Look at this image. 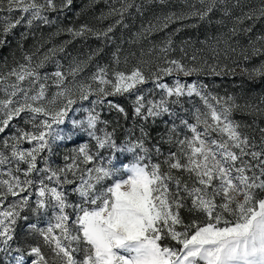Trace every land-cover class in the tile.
<instances>
[{
    "label": "snow or ice",
    "instance_id": "1",
    "mask_svg": "<svg viewBox=\"0 0 264 264\" xmlns=\"http://www.w3.org/2000/svg\"><path fill=\"white\" fill-rule=\"evenodd\" d=\"M155 2L163 5L167 0ZM105 3L108 11L99 19L113 21L106 28L97 30L81 24L59 29L55 35L65 31L73 40L92 36L110 43L114 42L112 34L118 27H130L126 20L133 17V9L137 15L144 14L145 5L137 0ZM73 4L74 0H0V12L9 13L0 23V48L17 26L31 29L37 22L50 25L54 23L50 13L60 14ZM16 12L18 16L11 15ZM193 18L226 29L225 56L237 51L233 38L244 36L249 37L247 44L237 41L243 59L264 57V34L254 39L249 36L258 22H264V0L256 7L250 0H195L186 11L156 17L157 23L149 22L147 26L142 24L132 42L177 20ZM29 34L21 33V39H27ZM71 42L65 41L43 54H39L43 47L39 45L35 52L23 54L22 63L0 72V134L16 119L32 128H20L0 145V168L9 166V178L0 179V187L4 188L0 191V205L9 195L20 198L7 210L0 208V251L10 248L17 219H28L21 217V211L29 206L30 197L21 193L35 185L38 198L32 211L52 209L54 222L50 221L46 228L37 224L30 228L51 248L53 259L46 257L39 245L30 246L29 255L36 257L32 264H264V127L259 128L257 140L248 131L251 125L233 118L234 112L242 110L264 117V107L241 106L234 97L208 93L207 85L183 82L180 74L189 76L203 68L186 64L183 58L168 59L171 37L160 48L166 66L156 65V71L146 72L143 65L149 62L141 60L130 71L119 70L117 46L111 73L108 66H98L89 83L76 78L103 49L89 53L87 60L73 58L64 69L53 58ZM210 52L214 58L221 54L218 47H211ZM190 60L195 62L197 55L193 54ZM48 62L55 63V71L44 73L41 69ZM123 63H128L127 57ZM210 71L223 73V69L217 72L216 67H210ZM244 72L249 80H264V59ZM174 73V83L163 82V77ZM150 83L153 87H143ZM51 87L56 91L49 95ZM157 89L161 92L158 99L151 95ZM124 94L134 96L133 115L142 122L155 124L164 115L176 117L173 105L190 113L191 122L183 117L179 118V125L165 122V131L154 144L141 123L139 135L134 126L127 130L124 144L119 145L116 128L108 130L110 122L100 119L95 106L104 104L109 96ZM93 96V107L87 110L86 119L71 123L95 141V151L85 143L74 155L65 156L70 163L54 169L43 154L51 153L56 141L72 138L71 134H62L60 126L69 118L73 105ZM194 96L202 106L183 108V98ZM107 103L124 119L128 118L124 107ZM25 142L33 146L24 149L21 146ZM101 150H110L112 157L131 153V162L120 161L122 167H117L113 158L105 160ZM38 160L43 167H38ZM21 164L26 167L21 169ZM21 172L23 179L16 174ZM70 194L78 199L70 200ZM182 210L191 213L193 219L186 222ZM15 261L24 264V257L17 256Z\"/></svg>",
    "mask_w": 264,
    "mask_h": 264
},
{
    "label": "rangeland",
    "instance_id": "2",
    "mask_svg": "<svg viewBox=\"0 0 264 264\" xmlns=\"http://www.w3.org/2000/svg\"><path fill=\"white\" fill-rule=\"evenodd\" d=\"M138 3L143 2L144 14L142 16L135 14L133 9V17L126 20L130 27L125 29L122 26L118 27L116 31L112 34L114 36V42L105 43L103 40L96 39L95 37L89 36L87 39L77 38L72 39V37L65 31H60L59 35L55 33L59 29H66L68 27H79L81 24H88L94 29H104L112 23V19L101 20L99 17L102 13L108 11V4L105 0H98V2L93 3L92 0H74V4L70 10H65L60 14L50 13V19L54 23L50 25H43L39 22L36 23L31 29H27L24 26H17L13 30V34L6 37V43L3 48H0V72H6L10 68L15 67L17 62H23V54L33 53L36 51V47H40L39 54H43L49 48L59 47L64 44L65 41L71 40L72 42L67 44L65 51L63 53H58L54 60H59L67 69L69 63L73 58L78 60H87L88 54L93 52L95 49L102 48L103 51L96 55L84 71L76 78L78 81L89 83L90 77L98 70L99 67L108 66V71L111 73L113 68V53H116L117 46L120 47V52L118 53L121 63L119 65V70L130 71L133 67L137 66L138 62L148 61V64L143 65L144 70L147 72L149 70L156 71V65L161 67L166 66L163 62V56L160 52V48L164 46V42L171 37L172 39V50L166 55L168 59H181L183 62L189 65L196 66L198 68H203L202 72L193 73L189 76H184L180 74V79L185 83L196 82L198 84L207 85L206 91L212 95L219 97H234L236 102L241 106L245 104L259 105L264 107V80L259 78L256 80H249L244 72L245 68H251L253 65L257 64L264 57H254L251 61H245L240 55V49L237 46V41L240 44H247L249 37H235L232 40L233 47L237 48L236 52H228L225 56L226 46L223 43L224 36L223 33L226 32L225 28H217L214 25H208L206 23L198 22L195 18L190 20L175 21L170 23L167 28H162L148 34L145 38H141L136 42L133 41V34L140 30L141 25L147 26L149 22L157 23L156 17H162L168 13L175 12L179 14L182 11L188 10V4L195 3V0H167L163 5L158 4L155 0H137ZM111 3V0H109ZM250 4L253 7L259 6L261 0H250ZM118 6V5H117ZM197 7L200 5L197 4ZM7 12H0V23L3 22L4 17L8 16ZM13 16H18L19 13H12ZM218 18V15H217ZM195 25V26H193ZM229 26H231L229 24ZM178 30V31H177ZM29 32L27 39H21V33ZM264 34V22H258L253 32L249 34L250 38L254 39L257 35ZM219 40L220 43L217 45L216 41ZM187 42V43H186ZM23 45L21 48L20 45ZM211 47H218L220 50V56L214 58L211 55ZM183 49V51H181ZM200 50V51H197ZM187 53L185 56L184 53ZM134 55H131L133 54ZM195 54L197 55V60L195 62L190 60V57ZM125 57L128 58V63H123ZM204 58H207V64L204 63ZM210 67H216L217 72L223 69L221 75H216L210 71ZM234 70V71H233ZM44 73H51L55 71V63L48 62L45 68L41 69ZM176 74L172 76L163 77V82L172 84L174 83ZM71 79V78H69ZM95 86V85H93ZM145 89L153 87L150 83L143 86ZM55 87L49 89V95L55 92ZM161 92L159 89L155 91V98H159ZM95 97H90L88 101L80 102L73 105V111L69 113V118L65 121L64 125H61L64 135L71 134L72 138L65 139L63 141H56L52 145L51 153L45 152L43 155L47 157L48 163L56 168H63L66 163L71 161H66L65 156H72L75 154V150L78 149L83 144L87 143L95 151V141L87 135L86 132L79 128H76L71 121L72 120H85L87 117V110L91 109L93 105L90 101L94 100ZM108 101H112L115 104H119L124 107L128 113V118L124 119L123 115L118 113L116 110L108 107ZM133 101L134 96L129 94L109 96L105 99V103L102 105H96L95 111L100 114L101 120L109 121L108 130L116 128V140L117 144L123 145L127 136V130L135 127L136 134L139 135L138 125L144 123L146 129L150 132L152 137L151 143L157 142L158 135L165 131V122L170 126L173 122L179 125L180 117L187 118L191 122L190 113L183 111L180 105H173L172 109L177 114L176 117H170L164 115L156 120L155 124L149 122H142L139 118L133 115ZM195 106H202L201 101L198 97H185L183 98V108L191 109ZM233 118L240 121L242 124L251 125L252 127L248 131L252 132L253 135L259 139L260 132L259 128L264 127V117L249 115L247 110L236 111L233 113ZM255 121V124H253ZM98 127H103L99 125ZM20 128L25 130H32L31 125L26 124L23 120H13L9 127L5 130V133L0 134V145L4 139H8L13 136ZM33 145L25 142L21 147L24 149L31 148ZM164 150H167V145H164ZM7 154V153H6ZM101 155L107 160L108 158H113L114 163L117 167H122L120 161L125 163L131 162V153H118L115 157H112L110 150H101ZM8 165L0 168V179H8L7 170ZM14 167V165H13ZM21 169L25 168L26 165L21 164ZM38 167H43V162L38 160ZM20 175L23 179V174L16 173ZM32 176L35 178L36 173ZM107 183H111L108 181ZM71 186H69L70 188ZM4 188L0 187V191ZM22 196H29V206L21 211V217L27 216L30 220L27 229H30V233L33 231L30 228L31 224H37L38 227L46 228L48 223L54 222V211L49 209L47 211L40 210L39 213H35L32 210L35 209V201L38 198V192L36 186L34 185L26 193H21ZM19 197H13L9 195L7 200L4 201L0 208L7 210L11 207L13 203L19 201ZM69 199L76 201L78 197L74 194L69 195ZM71 211V210H69ZM182 215L186 222L191 221L193 216L182 210ZM25 220L18 218L15 225V232L19 234L21 231V223L23 224ZM24 226V227H25ZM30 234V235H31ZM32 238H25L22 241L13 240L10 242V248L7 251H2L6 258L8 257L10 261L16 264L15 257L23 256L24 264H32V261L36 258L34 254L29 255L30 245L40 239L36 234H33ZM43 241V240H42ZM29 248H26V247ZM3 247V245H0ZM49 249L48 256L53 259V254L51 248L46 245ZM20 249L21 251H17ZM25 250L26 252H22ZM42 253L47 257V252H44L41 248Z\"/></svg>",
    "mask_w": 264,
    "mask_h": 264
},
{
    "label": "trees",
    "instance_id": "3",
    "mask_svg": "<svg viewBox=\"0 0 264 264\" xmlns=\"http://www.w3.org/2000/svg\"><path fill=\"white\" fill-rule=\"evenodd\" d=\"M33 221L34 219H27L23 222V224L21 223V231L19 232V234H17L15 232L14 234V239L15 240H19L22 241V239L25 238H32V236H34V233H30V229H27V226H25L26 224H28L29 222ZM25 226V227H24ZM31 234V235H30ZM30 245H39L44 252H47V257L51 260V258L48 256V251L49 249L46 248V245L44 244V242L42 241V239H37V241H35L34 243L30 244ZM26 248H29L28 246ZM22 252H26L25 250H23ZM0 264H14L12 261H10V259L4 255V253L2 251H0Z\"/></svg>",
    "mask_w": 264,
    "mask_h": 264
}]
</instances>
